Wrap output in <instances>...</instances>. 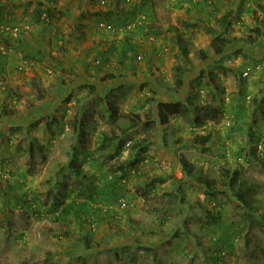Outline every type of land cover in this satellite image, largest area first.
<instances>
[{
  "label": "rangeland",
  "instance_id": "374dc122",
  "mask_svg": "<svg viewBox=\"0 0 264 264\" xmlns=\"http://www.w3.org/2000/svg\"><path fill=\"white\" fill-rule=\"evenodd\" d=\"M89 1L81 19L85 0H0V26L20 31L18 36L0 34V116L19 120L18 129L7 126L5 134L16 142L0 146V264H264V155L243 140L247 147L242 150L237 143L229 145L227 116L201 125L198 111L213 102L212 75L226 92L225 110L233 102L244 110L254 105L247 90L233 89L235 80L249 86L257 74L245 79L237 69L243 65V50L210 60L215 35L207 29L222 32L219 20L236 12L224 34L247 44L255 36L248 34L255 28L253 17L264 18V0ZM53 2L64 11L51 12ZM239 2L247 7L245 26L239 24ZM163 6L168 13H161L160 22L182 36L193 30L188 62L174 55L169 38L139 44L118 59L128 49L122 40L114 41L116 47L111 41L106 47L103 37L82 43L86 31L71 23L77 16L86 26L100 29L104 22L119 28L111 21L115 17L126 22L123 32L129 33L130 27L134 32L140 22L153 19L150 12L159 18ZM105 47L109 54L103 53ZM140 54L143 61L136 58ZM235 59H242L240 66L229 64ZM24 61L29 65L21 71ZM250 64L243 69L258 65ZM80 68L89 82L83 87ZM182 71L192 75L188 95L179 103L173 95L181 89ZM121 73L125 81L120 88L107 96L90 95L93 82L105 85L106 75L112 80ZM71 87L75 90L68 93ZM248 96L251 104H246ZM50 106L53 113L44 112ZM81 114L87 122L78 137L74 124ZM28 120L33 123L23 126ZM51 120L50 131L46 124ZM133 122L136 129L124 137ZM202 136L205 145H193ZM104 137L117 141L101 147ZM138 140L143 147L133 152ZM181 158L213 179L227 167L239 171L235 192L209 196L202 184L185 178ZM75 159L85 177L71 172ZM244 183L248 188L241 187ZM164 206L169 210L148 209Z\"/></svg>",
  "mask_w": 264,
  "mask_h": 264
},
{
  "label": "crops",
  "instance_id": "0c3cea01",
  "mask_svg": "<svg viewBox=\"0 0 264 264\" xmlns=\"http://www.w3.org/2000/svg\"><path fill=\"white\" fill-rule=\"evenodd\" d=\"M85 1H86V4H85L86 10L84 8H83V12H82V9L80 10L81 15H79V17L81 19H82V15L87 14V12L89 11L88 8L91 7L89 5L90 1L89 0H85ZM238 6H239V4H238ZM163 7L164 8H160L158 10L159 11V18L157 17L156 14L155 15L153 14L154 12H150L149 16L153 15L154 18L152 19L149 17L150 21H143L142 23L140 22V25L144 24V26L142 28L134 31V32H129V33L123 32V30H124L123 25L126 24V22H123L122 20H119V18H115V17H112L111 21L118 23L120 26H119V28H117V31L114 33H107V32H104V31L98 29V27L95 28L94 24L89 23L88 26H86L87 22L86 21L85 22L80 21L79 17H77V16L73 20H71V23L73 24L74 27L76 25L82 24L80 27L82 28V26H83L84 30L86 31V35L85 36L83 35V38L81 39L82 43L85 42L86 40L88 41L89 39H96V37L97 38L103 37L106 39V41H108V42H103L105 44V46L108 45V43H110L109 41H111V44L113 43L112 44L113 47H116L118 44H116V42H114V41H117L116 39H120V41L122 40L123 44H125V45L127 42L131 41L132 44H134L133 46L140 48L139 44L146 43V44L154 45V41H157L161 38H164L165 40H167L169 38V40H172V41L174 40V42H175V40H178L179 37L180 38L183 37V41L184 40L188 41V43H186L184 41V43H186L188 46L187 47L188 53H190V51L192 52L193 48L191 49V46L193 44V34H192L193 30H191V33L186 32V34L182 36L181 34H178L177 31H175V29L172 26H170V24L160 22L159 19H162L160 17L161 13H168L167 7H165V6H163ZM238 8H239V12H238L239 15L238 16L240 17V21H241L239 24L245 26L246 23L244 22L245 16H243V12H244L243 8L247 10V7L246 6L244 7V5H243V6L238 7ZM60 9H63V11H64L63 6L59 7V6L55 5L53 7L52 11H56V12L59 11L60 12ZM65 10L67 11L66 8H65ZM259 15H262V12H259ZM77 19H79V20H77ZM85 19H86V17H85ZM85 19H83V21ZM261 19H262L261 16L255 15L253 17V22L255 24L253 23V25H252L253 27H255L254 30L257 28L261 29V35L260 36H255L252 43H247V44L239 43V44H237L236 42H232L231 46H229L226 53H224L223 56H221V59H222V58H225L227 56L233 55V53H235L234 52L235 49L243 50V54H245V58L243 59V65L237 68L241 71V73H243V71H244L243 67H245L246 63L251 62L253 65H255L254 63H257L258 65H262V64H260V62L263 63V65H262L263 70L258 72L256 74V76L255 75L253 76L252 81L250 80L251 84L249 86H248V84H249L248 81H244L242 79L241 80L239 79L238 83H236V80H235L234 85H233V89L235 92L241 87L242 91L244 90L246 92V90H247V93H249L250 95H253L255 98L254 105H252V107H250V108L246 107L248 110H244V108L241 104H236L235 102H233L234 104L229 106V112L227 111V113H228L227 117L228 118H229V116L233 117L234 126H235V133H233L232 130H229V133H228L229 137H230L229 141H231V142H229V145H230V143H231V145H234L235 143H237L235 145V147L239 148V150H242V147H247V146H242V140L244 142V145L249 144V143L252 144L257 140V138L262 137V131H264V18L262 19V22L260 24L258 22V20L261 21ZM244 29L245 28H243L242 30L244 31ZM252 29L253 28H250L248 34L250 32H251V34H255L254 30H252ZM223 31H222V33H225L226 29H224ZM123 34H125V35H123ZM152 35H154V36L159 35L158 39L154 38ZM251 38L253 39V35ZM148 40H151V42H147ZM189 44L191 46H189ZM235 45H237V46H235ZM176 46H177V44L175 45L176 52L174 55L178 56V55H180L179 54V48H178V46L177 47ZM106 47L104 48L105 50L103 53L109 54V52L111 50L110 51H109V49L106 50ZM151 50H152V53L155 51L154 46L151 48ZM126 51H127V49L125 51L123 49L122 52L120 53V55L118 56V59L119 58L123 59L124 57H126V56H124L125 55L124 53ZM126 55H128V53ZM145 55H147V53H145ZM157 55H158V52H157ZM159 56L160 55H158V57ZM218 58L220 59V57H214L213 56L210 58V60L218 61L219 60ZM250 59H252V60H250ZM246 60H248V61H246ZM82 63L84 65H86V63H87L86 58H84V57L82 58ZM252 64H250V65H252ZM230 71L231 70H227V72H230ZM78 75H79V79H80L79 82L81 85H83L84 83H89L87 81L88 76L86 75L85 70L80 68ZM221 76L222 75H220V77ZM241 81H242V85H241ZM112 82H113V80L109 79V81L107 80V83H105V85H99V87L102 86L101 87L102 89L107 90V92H108L107 94L105 92L101 93L100 92L101 89H98V88L94 93H96L98 95L107 96L111 92L120 88V87H118V88L114 87L112 89V84H113ZM222 82H224V81H222ZM93 83L95 85H97L96 82H93ZM72 90H75V88L73 89V87H71V88H68V90H66V91L68 93H71ZM227 95L229 96V94H227ZM257 95H259V96L257 97ZM93 96H95V95H93ZM93 96H90V97H93ZM90 97L87 100H90ZM18 121H19L18 119H7L4 116H0V146H2L3 142L5 144L6 141H8V142L10 141L11 145H13V143L16 142L15 136H11L10 139H5V134L9 135V133L6 132L7 126L11 127V130H13V131L17 130L18 129L17 125H19ZM27 125H29V123H27V122L25 124H23V126H25V127H27ZM15 126H17V127H15ZM239 144H241V146H239ZM233 147L234 146H231L230 148H233ZM236 151H238V150H236ZM21 154H24V153L21 152ZM253 159H254V157H253ZM243 172H244V169L241 168L240 173L245 175L246 172H244V173ZM241 187L248 188L247 184H245V183H244V186L241 185Z\"/></svg>",
  "mask_w": 264,
  "mask_h": 264
},
{
  "label": "trees",
  "instance_id": "16d2710c",
  "mask_svg": "<svg viewBox=\"0 0 264 264\" xmlns=\"http://www.w3.org/2000/svg\"><path fill=\"white\" fill-rule=\"evenodd\" d=\"M49 1H51V0H49ZM53 4H55V2H53L51 7L48 8L49 10L51 9L50 10L51 12H53L52 11L53 7L56 5V4L55 5H53ZM241 6H242V4H239V7H241ZM237 11L239 12V8H238ZM235 13L236 12L230 11L229 13H227L225 16H223L219 20L220 26L223 29H226L225 33H227V31L229 29H231V27L233 25L232 20H233V18L235 16ZM44 14H45V12H42V13H40V16L43 17ZM262 19H261V21L258 20V22L260 24L262 22ZM102 23H104V22H101L100 24H102ZM106 24H109V23H106ZM109 25H111L113 28H115V31H113V32L117 31V27H115L112 24H109ZM137 26H139V27L141 26V28H142L144 26V24L143 25L142 24L141 25H136L134 27V29ZM207 30L211 34L215 35L213 40H212V42H211L210 50H209L210 54H212L214 57H220L221 58V56H223V54L226 53V51L228 50L229 46H231L232 42H236L237 41V40L229 39L222 32L213 31V30H210L209 28ZM129 31L133 32L132 29H129ZM113 32L111 31V32H107V33H113ZM254 33H255V36H260L261 35V29L260 28L255 29ZM255 36H253V39L250 38L249 40H247V43H252V41L254 40ZM174 44L175 45L177 44V46L179 48V54L180 55H178V57L182 56L184 61L188 62V49H187L188 46H187V44L184 43L183 39L180 38V37L178 38V40H175ZM126 45L128 46V49L125 52L124 56H126V54L130 51V49H135V46H133L134 44H132L131 41L127 42ZM189 74H191V72H189L187 74V77H186L185 73L182 71V74L180 76L181 77V81H180V88H181L180 90L181 91L179 90L176 95H173V97L177 100L176 102H179V103L183 102L185 100L186 96L188 95L187 93L189 92V89H188L189 86H188L187 83H188V77H190ZM109 77L110 76L106 75L103 78V80H101V81H103V82H105L107 80L109 81V79H111ZM112 78H113L112 79L113 80L112 89L114 87H116V88L121 87V84L125 81L124 79H122L123 78L122 73H121L120 77L116 76V75H112ZM211 81L213 83L212 86H214V87H212L213 88V93H214L213 98H212L213 102H211L210 104H208V105H206V106H204L202 108H198L199 115L202 118L201 125L205 121L218 122L219 119H223L224 116L228 115V113H226L227 109L225 110V107L227 105H226L225 100H224L226 92L216 82V80L213 77V75L211 76ZM85 84H87V83H84L83 85H85ZM83 85H82V87H83ZM89 87H91V86H89ZM101 87L102 86L99 87V85L92 86L91 87V95L97 90V88L101 89V91H100L101 93L105 92L107 94L108 93L107 90L102 89ZM242 92H244V91H242ZM242 94H244V93H242ZM50 107L49 108H44V109H46L44 112H47L48 114H52L53 113V109H55V108H54V106H50ZM110 111L112 112L111 117H113V118H117L118 117V113L117 112H115L112 109H110ZM11 114H13V113H11ZM80 117H82V118H78L76 120L75 124H74L76 129H77L76 136H78V137L79 136H83L85 134V127H86V122H87L85 117H83L82 115H80ZM232 119H233V117L229 116L228 121L225 122V123H227L226 124L227 129L232 130L233 133H235L234 119L233 120ZM31 122L33 123L32 120L30 122H29V120L27 121V123H29V124H31ZM231 122H233V123H231ZM46 125H47L48 129L51 131V129H52V120L47 122ZM136 127H137L136 122H133L130 126L125 128L124 131H123L124 137L128 136V134H130V131L131 130H135ZM263 137L264 136H262L261 138H257V140L254 143L251 144L252 150L254 149V151L258 152V145H259V142L261 141V139ZM103 141H104L103 145H100L101 147H104L109 142H115L117 140H116V138L104 137ZM163 142L165 144L167 143L165 141V139L163 140ZM205 143H206V138L204 136L196 137V139L193 141V145H195V146H203V145H205ZM118 145H119V147L120 146L122 147L124 145V140L118 141ZM142 147H143V140H138L136 142V145L133 147V152H135L136 150H138V149H140ZM74 155H76V154H74ZM180 164L182 166V170H183V173L185 175V178H190L194 182L202 184L207 189V193H208L209 196L211 195L213 197L214 194H217L219 192H223L224 190L225 191H233V192H235V187H236V185L238 183V178L235 177V176L239 175V171H235V173H234V171L230 167H227V168H225L223 170V173L221 174V177L219 179H213V178H210L207 174H205L202 168H198L195 164H192L190 161H188L185 158H181L180 159ZM70 170H71L72 173H74L78 177H85L82 165H79L76 162V159L71 162ZM242 185L244 186V184H242ZM239 198L241 199V201L243 203L248 205V202L246 200L245 195L240 194ZM169 208H170L169 206H164V207H161V208L150 207L148 209H149L150 212L160 213V212H164V211L169 210ZM191 208H190V210L192 211ZM86 242L89 243L88 240H86Z\"/></svg>",
  "mask_w": 264,
  "mask_h": 264
},
{
  "label": "built area",
  "instance_id": "2783aa9c",
  "mask_svg": "<svg viewBox=\"0 0 264 264\" xmlns=\"http://www.w3.org/2000/svg\"><path fill=\"white\" fill-rule=\"evenodd\" d=\"M127 2H130V0H126ZM102 5H106V2L105 1H102ZM99 28L100 30L104 31V32H113L115 31V29L109 25V24H106V23H102L99 25ZM131 29V27H130ZM19 29L18 28H14V29H11V28H7L5 26H0V34H11L12 36H18L19 35ZM137 60L138 61H143L144 60V55L143 54H140L137 56ZM242 62V59H235V60H230L229 61V64L231 66H240V63ZM23 65L20 66V70L23 71L25 68L28 67L29 63L28 61H24L22 63ZM263 70V66L262 65H257L255 67H246L244 69V72H243V77L245 79H249L251 78V76L255 73H258L260 71ZM246 104H251V97L248 96L246 98ZM258 153L263 156L264 155V137L261 139V141L259 142V145H258ZM121 205L123 207H126V202L123 201L121 202Z\"/></svg>",
  "mask_w": 264,
  "mask_h": 264
},
{
  "label": "clouds",
  "instance_id": "9594fccd",
  "mask_svg": "<svg viewBox=\"0 0 264 264\" xmlns=\"http://www.w3.org/2000/svg\"><path fill=\"white\" fill-rule=\"evenodd\" d=\"M244 72V71H243Z\"/></svg>",
  "mask_w": 264,
  "mask_h": 264
}]
</instances>
